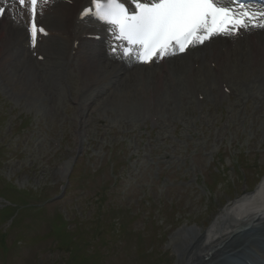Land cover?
I'll return each instance as SVG.
<instances>
[{"label":"rangeland","instance_id":"rangeland-1","mask_svg":"<svg viewBox=\"0 0 264 264\" xmlns=\"http://www.w3.org/2000/svg\"><path fill=\"white\" fill-rule=\"evenodd\" d=\"M15 63L0 58V228L8 227L0 264H67L73 244L48 236L63 228L51 225L56 215L82 231L86 246H76L92 264H181L183 241L234 215L226 207L264 174V98L253 99L264 88L256 83L230 77L248 96L240 106L232 96L175 107L166 93L162 109L147 111L159 90L145 75L154 68H135L139 80L129 72L128 97L116 102L105 101V84L89 96L94 84L83 73L35 82ZM74 97L89 108L78 109Z\"/></svg>","mask_w":264,"mask_h":264},{"label":"bare ground","instance_id":"bare-ground-1","mask_svg":"<svg viewBox=\"0 0 264 264\" xmlns=\"http://www.w3.org/2000/svg\"><path fill=\"white\" fill-rule=\"evenodd\" d=\"M70 1H72L71 6L58 3L52 7L51 14L44 19L46 25L49 27L48 30L50 31L51 37L45 39L43 44L38 43L34 51H31L29 47L26 46L27 37L25 38V32L22 28L10 27L7 24H4L5 26L1 25L0 47L4 49L0 52V58L3 66L10 63L12 64L13 59H16L17 63L14 65V70H19L21 73L24 72L25 69L24 73L27 72L28 78L31 80L34 77L35 82H37L42 74L45 75V72L39 69L42 63H39L36 59L32 60L31 57L34 53L39 55L43 52L51 61L49 62V69H47V71L48 73L50 72V77L51 74L53 75V80L57 78L59 73L63 72L66 74L68 72L71 81L72 75H70L69 70L71 68L75 69L77 66L78 73L85 74L87 78L91 79L90 82L94 84V88L92 87L93 89L91 88V90L87 92L89 96L96 93L97 90L105 84L106 87L103 88V95L106 97L105 101H114V99L117 100L116 102L124 101L123 98L126 96L128 97L129 92L127 89V85H129L127 73H129L128 69L130 67L113 61L112 58H114V56L108 55L107 49L102 52L100 48L94 46L96 44L82 40L83 35L95 34L93 31L101 32V28L93 26L91 23L80 24L75 20L78 11L88 4L89 0ZM15 18H17L21 26L27 22L26 12L23 15L20 12ZM258 40L260 43L249 44L247 49H245V46L242 47V50L245 49L247 52L249 51L245 53L244 58L238 56L239 52L234 51V49H228L224 56L220 52L214 53L209 51L206 54H195V59H192V61L191 59H186L184 62L177 64L174 62L175 60L173 61L174 63L169 60L168 65L172 63L175 67L171 68L169 66V69L163 75L161 71L146 73V78L153 79V81L155 80L156 87H159V90L154 92L153 98L155 103L153 108L155 110L162 109L163 106H160V103L163 102L165 94L169 92L173 97L172 104L174 105L172 106L175 107H177V105L179 107L181 103L191 105L197 104L195 106H198L199 103L196 98L199 95L204 96L203 102H206L208 98L212 97H215V100H223V98L227 96L219 92V87L223 88L222 84H226V82L230 84V82H228L230 81V77H233V79H240L241 83L251 81L253 83L259 82L260 84H264V36ZM74 41L79 42V47L73 56L71 53ZM103 47L105 48V46ZM20 49H23L22 52H20ZM212 50L215 51L217 48L213 47ZM56 52L59 55H54ZM219 56L223 57L226 65H224V62H221L222 60L218 59ZM95 59L99 61L94 62ZM209 60L210 62L215 61L217 63L213 69L207 66V61ZM230 60L232 61V66L229 63ZM196 64L198 67H193ZM1 65L2 64H0V67ZM129 65L132 64L130 63ZM245 67L249 70V73L244 74ZM131 74L136 75L134 71ZM248 74H250V76H248ZM136 76L137 80H139V75ZM231 87L229 96L233 95L234 92H239L237 89H234L232 85ZM43 88L47 90L48 87L43 86ZM58 91L60 90L58 89ZM107 91L109 94H106ZM122 91H124L123 94H121ZM142 92L144 94V91ZM60 93H62V91ZM238 94L240 95V92ZM53 97L56 98V96ZM193 97H196L195 101ZM257 97H260V95H257ZM150 109L151 104L148 102L146 110L150 111ZM263 189L264 180L258 185L250 198L254 197L253 194L262 193L264 191ZM257 202L258 203L254 204V207L250 206L251 208L245 209L237 216L232 215L222 220H220V218V221L211 228L210 234L195 232L191 239L187 242L183 241L184 247L181 249L183 257L180 263L232 264L230 258L240 257L246 259L249 264H264V248L260 246L261 242H264V195L259 198ZM231 207L233 206H228V210H230ZM239 209L240 208H236L235 211L238 212ZM227 214L230 213L228 212ZM223 216H226V214ZM242 229L245 230L241 231ZM208 235H210L209 238Z\"/></svg>","mask_w":264,"mask_h":264},{"label":"snow or ice","instance_id":"snow-or-ice-1","mask_svg":"<svg viewBox=\"0 0 264 264\" xmlns=\"http://www.w3.org/2000/svg\"><path fill=\"white\" fill-rule=\"evenodd\" d=\"M52 0H13L28 16L27 31L35 48L38 36L47 35L38 25ZM7 4L8 0H0ZM129 12L121 0H90L81 18L95 16L110 26V49L121 59L148 64L190 47L204 45L217 36H236L241 30L264 29V11H252L242 0H134ZM6 11L0 6V15ZM15 11V9H13Z\"/></svg>","mask_w":264,"mask_h":264}]
</instances>
